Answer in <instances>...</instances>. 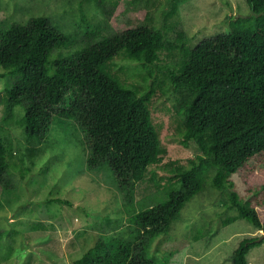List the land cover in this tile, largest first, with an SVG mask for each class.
I'll return each instance as SVG.
<instances>
[{
	"label": "trees",
	"instance_id": "trees-1",
	"mask_svg": "<svg viewBox=\"0 0 264 264\" xmlns=\"http://www.w3.org/2000/svg\"><path fill=\"white\" fill-rule=\"evenodd\" d=\"M88 1L106 13L107 5L113 11L122 0ZM178 1L168 0L166 15L176 12ZM246 1L248 15L230 18L225 32L183 46L175 70L170 71L169 79L178 92L175 107L184 143L194 140L200 150L185 162L170 160L161 167L182 188L168 189L166 198H156V203L132 214L134 237L100 238L72 264H154L146 255L150 240L168 232L208 176L212 186L226 193L224 206L236 210L223 223L244 218L264 231V200L259 206L251 205L239 196L230 178L236 173L248 183H264V0ZM69 41L43 15L0 26V77L13 79L0 94L3 119L10 120L15 105H22L25 139L40 142L53 118L62 117L56 115L55 106L68 96V106L62 111L86 133L88 167L108 162L124 190L144 179L168 149L152 119V90L109 77L101 69L121 52L144 66L155 63L166 46L165 30L154 25L129 26L111 35L88 36L65 55L51 56L52 50ZM10 154V141L0 131V190L9 184L5 173L11 165ZM156 196L150 195L149 201ZM6 232L0 229V239ZM260 238L243 237L230 264H248L246 254L262 243Z\"/></svg>",
	"mask_w": 264,
	"mask_h": 264
},
{
	"label": "rangeland",
	"instance_id": "rangeland-1",
	"mask_svg": "<svg viewBox=\"0 0 264 264\" xmlns=\"http://www.w3.org/2000/svg\"><path fill=\"white\" fill-rule=\"evenodd\" d=\"M167 3L122 0L113 11L107 5L103 13L88 0H0V26L43 15L66 34L69 44L52 50L53 58L81 46L88 36L111 35L143 24L163 27L166 46L155 63L144 66L121 52L101 71L152 90V119L168 149L144 179L121 190L108 162L88 167L86 133L62 111L68 106V96L55 106L56 115L62 117L53 118L40 142L25 139L22 105H15L14 116L6 121L0 103V131L11 147V165L5 173L9 184L0 190V229L7 230L0 239V264H72L100 238L134 237L137 231L132 214L156 203V198H166L168 189L182 188L173 174L161 167L170 160L185 162L200 150L194 140L184 143L181 116L175 107L178 92L169 79L170 71L175 70L183 46L225 32L230 18L248 15L250 9L246 0H179L176 12L166 15ZM12 80L0 77V94ZM230 178L239 196L251 205L259 206L264 200L263 182L248 183L236 173ZM56 197L69 202L60 203ZM225 197L208 176L168 232L150 240L146 255L154 264H230L243 237L259 236L262 243L251 247L246 258L248 264H264V231L244 218L223 223L236 213L235 208L224 206ZM38 223L43 227L33 230Z\"/></svg>",
	"mask_w": 264,
	"mask_h": 264
}]
</instances>
